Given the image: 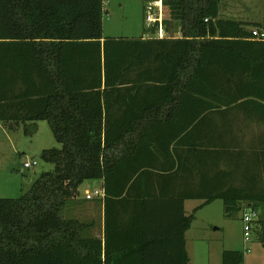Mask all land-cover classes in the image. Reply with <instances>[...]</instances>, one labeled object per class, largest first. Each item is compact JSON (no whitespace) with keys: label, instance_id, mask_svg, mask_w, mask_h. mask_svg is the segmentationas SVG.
Masks as SVG:
<instances>
[{"label":"trees","instance_id":"obj_1","mask_svg":"<svg viewBox=\"0 0 264 264\" xmlns=\"http://www.w3.org/2000/svg\"><path fill=\"white\" fill-rule=\"evenodd\" d=\"M221 2L162 0L174 37L156 25L149 38H105L104 0H0V122L31 135L45 121L59 145L40 153L51 171L0 198V264H161L147 262L154 251L132 229L148 226V199L167 195L182 215L181 263L171 264H190L185 200H202L194 212L221 200L226 217L246 203L264 246V130L247 140L250 126L264 129V41L251 35L264 28L219 18ZM10 84L21 93L7 95ZM15 100L20 116L9 113ZM89 180L102 181L107 215L113 199L122 205L116 250L112 220L103 245L68 214ZM221 264L244 254L223 251Z\"/></svg>","mask_w":264,"mask_h":264},{"label":"rangeland","instance_id":"obj_2","mask_svg":"<svg viewBox=\"0 0 264 264\" xmlns=\"http://www.w3.org/2000/svg\"><path fill=\"white\" fill-rule=\"evenodd\" d=\"M144 3L140 0H104L103 36L105 38H137L146 33V38L151 37L152 27L147 29L144 22ZM162 13L163 20L169 18L168 10L163 6ZM220 13L222 16L227 13L236 15L233 19L250 23L248 27L250 29L254 23H264V0H222ZM170 26L169 31L165 32L163 24V37L177 36L174 33V24L171 23ZM36 126L37 130L33 134L16 137L13 142L18 147L17 150L7 141L0 127V198H17L23 195L40 174L53 169L52 164L40 159V153L45 149L58 148L59 145L47 122L38 121ZM262 130L264 129L261 127L250 126L247 140L253 133L262 132ZM29 160L36 161V166L24 168L23 163ZM100 187L99 180L85 181L80 190L81 198L84 197L85 189L92 194ZM80 201L81 199L68 214L84 221L88 216L85 214L90 210ZM201 202L202 200H188L185 206L188 214H194L187 237L190 264H221V255L227 250L242 251L244 264H264V246L253 238L248 243L243 241L242 214L250 209L246 203L232 217H226L221 200H216L194 212Z\"/></svg>","mask_w":264,"mask_h":264},{"label":"crops","instance_id":"obj_3","mask_svg":"<svg viewBox=\"0 0 264 264\" xmlns=\"http://www.w3.org/2000/svg\"><path fill=\"white\" fill-rule=\"evenodd\" d=\"M141 1V0H140ZM144 3L143 1H141ZM104 5V3H103ZM236 15H232L227 13L222 16L219 11V18L224 19H233ZM236 20V19H233ZM262 28H264V23L259 22ZM146 31V29L144 28ZM146 33H144L143 38ZM139 38V37H137ZM7 95H17L21 93V89L18 87H14L13 85L6 86ZM9 113L11 115H21V103L19 100H15L12 103L8 104ZM15 124V123H13ZM27 125V124H26ZM24 124H20L14 130L9 131L4 124L0 122V127L2 128L3 135L6 136L7 141L15 146L17 150L18 147L13 142L18 135H24L23 129L26 126ZM167 179V178H166ZM181 182V180H175L174 183ZM167 183V182H166ZM95 190H102L103 196L101 198H92L90 200L86 199V195L88 191L85 189L84 197L81 198L80 203L85 205L90 211L85 215H88L84 222L89 224V229L87 231L88 235L93 238H98L102 241L104 245L105 241V220H112V228H108V240L110 248H116L120 245V240L122 239V230L119 227L120 221L123 219L122 205L118 202V199H113V202L109 203L108 215L107 210L105 208L104 201V189L101 181V187ZM157 191V189H156ZM167 193L170 191L166 190ZM165 198V199H164ZM86 199V200H85ZM183 203V215L184 217H188V213L186 211V202ZM216 201V200H215ZM214 202V201H213ZM212 202V203H213ZM202 203V202H201ZM201 203L198 205L200 206ZM140 204V203H139ZM81 205V206H82ZM146 205L149 207L148 213V222L147 227L139 230L132 229V239L135 240H146V242L150 243V248L153 249L154 253L151 254L148 258V263H181V238H182V215L181 211L176 203V200L173 199L172 195L167 196H156L148 199ZM197 206V207H198ZM196 207V208H197ZM186 224V221L184 222ZM118 225V226H117ZM191 227V226H190ZM189 229L184 230V253L185 258L188 259V250H187V237H188ZM119 244V245H118ZM167 253H164V251Z\"/></svg>","mask_w":264,"mask_h":264},{"label":"built area","instance_id":"obj_4","mask_svg":"<svg viewBox=\"0 0 264 264\" xmlns=\"http://www.w3.org/2000/svg\"><path fill=\"white\" fill-rule=\"evenodd\" d=\"M144 22L146 24V28H153L157 25V37L162 38L163 31V13H162V0H149L144 3ZM149 34V31H148ZM251 35L253 38L257 40L264 41V30L261 29H253L251 31ZM147 37V35H145ZM37 162L25 161L23 163L24 168H33L36 166ZM103 196L102 190H95L92 194L88 193L86 195V199L90 200L92 198H101ZM259 218V212L249 209L248 212H244L242 214V232H243V241L248 243L252 240V229L255 221Z\"/></svg>","mask_w":264,"mask_h":264}]
</instances>
